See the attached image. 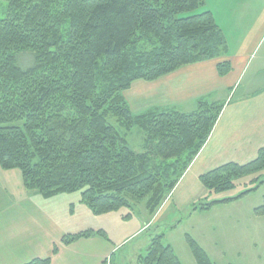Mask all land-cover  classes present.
<instances>
[{"label":"trees","instance_id":"trees-1","mask_svg":"<svg viewBox=\"0 0 264 264\" xmlns=\"http://www.w3.org/2000/svg\"><path fill=\"white\" fill-rule=\"evenodd\" d=\"M0 1L7 4L0 20V169L19 171L23 188L44 200L79 193L94 216L141 203L152 216L206 143L224 104L198 99L192 112L134 115L122 93L136 81L151 82L226 54L212 14H196L204 0ZM25 51L33 54V64L22 69L16 55ZM230 69L227 61L216 65L220 77ZM109 117L126 133L143 132V152L129 147L126 133ZM262 171L264 147L253 161L224 164L199 182L209 195H219ZM258 181L256 176L249 184ZM243 195L194 210L208 212ZM254 214L264 215V201ZM94 237L109 242L103 230L87 229L64 235L60 244ZM185 241L196 264H213L191 237ZM138 261L181 264L163 234L151 238Z\"/></svg>","mask_w":264,"mask_h":264},{"label":"crops","instance_id":"crops-1","mask_svg":"<svg viewBox=\"0 0 264 264\" xmlns=\"http://www.w3.org/2000/svg\"><path fill=\"white\" fill-rule=\"evenodd\" d=\"M207 1L211 8L206 11L212 14L226 40V54L219 60L183 66L153 82L136 81L124 92L134 114L147 109L188 113L195 109L198 99L224 104L206 143L157 210L156 220L167 208L192 206L206 194L199 182L201 175L228 163L245 165L264 147V89L250 91L235 102L220 97L240 86L253 53L264 39V0H204L203 7H207ZM219 61L231 66L224 77L216 70ZM261 61L264 66V50ZM45 201L33 197L28 206L11 209L0 217V264H25L46 258L50 264H102L124 243L113 240L124 224L122 209L94 216L80 203L79 193ZM139 219L134 228L130 227V237L150 225L145 217ZM110 228L116 232L113 239ZM87 229L103 230L110 241L94 237L69 246L60 244L64 235ZM54 247L58 249L55 255Z\"/></svg>","mask_w":264,"mask_h":264},{"label":"rangeland","instance_id":"rangeland-1","mask_svg":"<svg viewBox=\"0 0 264 264\" xmlns=\"http://www.w3.org/2000/svg\"><path fill=\"white\" fill-rule=\"evenodd\" d=\"M208 8H211V5L207 1V7H200L196 14L206 11ZM6 16L7 4L0 1V20ZM263 50L264 39L253 53L245 74L240 80V86L232 92H227L226 95L220 94L222 100L235 102L250 91L264 89V66L261 61ZM32 64L33 54L30 51L16 55L18 67L26 69ZM124 92L122 93L123 97ZM148 110L150 109L144 112ZM108 122L120 133H126L124 130L118 129L115 119L109 117ZM126 140L134 152H143L144 134L141 130L132 129L126 133ZM256 176L259 177L260 181L249 184V181ZM256 176L237 180L235 189L219 195H209L206 192V194L200 195L192 206L179 209L171 206L164 211L159 220H156L157 213L152 216L147 215L143 207L144 203L134 207L131 211L122 209L120 214L123 216L124 224L121 233L115 239L113 236L116 232L112 228H110L109 233L114 241L125 240L112 253L113 264H141L138 257L144 255L151 238L157 234L164 235V243L173 248L181 264H196L185 241V236L191 237L207 253L213 264H264V215L257 216L254 214L255 209L260 207L264 201V171ZM241 194L244 195L237 201L214 206L208 212L194 210L196 205L235 198ZM33 197L38 198L41 202H46L35 192L23 188L19 171L0 169L1 218L11 209L15 210L28 206L27 204ZM127 215H130L131 219H124ZM141 216L145 217L151 226L149 225L150 227L148 226L147 230L141 234L130 237V227L134 228L135 223L140 222ZM129 222L130 224H127Z\"/></svg>","mask_w":264,"mask_h":264}]
</instances>
